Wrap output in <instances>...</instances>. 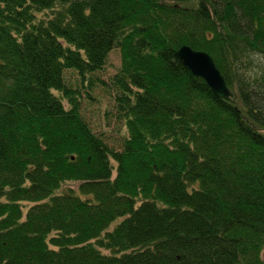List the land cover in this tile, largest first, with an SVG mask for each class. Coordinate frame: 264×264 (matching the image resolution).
Wrapping results in <instances>:
<instances>
[{
    "label": "trees",
    "instance_id": "1",
    "mask_svg": "<svg viewBox=\"0 0 264 264\" xmlns=\"http://www.w3.org/2000/svg\"><path fill=\"white\" fill-rule=\"evenodd\" d=\"M113 48L117 149L64 75ZM0 264H264V0H0Z\"/></svg>",
    "mask_w": 264,
    "mask_h": 264
},
{
    "label": "rangeland",
    "instance_id": "2",
    "mask_svg": "<svg viewBox=\"0 0 264 264\" xmlns=\"http://www.w3.org/2000/svg\"><path fill=\"white\" fill-rule=\"evenodd\" d=\"M118 67L119 53L116 48H113L107 53L101 69L91 75L90 86L82 85L75 71L68 69L64 72L67 84L78 88V92H81L80 107L83 118L94 132L102 131L105 141L114 149H117L120 145L119 136L122 128L119 131L117 130L119 123L112 116L113 92L109 88L108 81ZM86 90L90 92L91 99L86 98ZM70 187L75 188V185L71 184Z\"/></svg>",
    "mask_w": 264,
    "mask_h": 264
},
{
    "label": "water",
    "instance_id": "3",
    "mask_svg": "<svg viewBox=\"0 0 264 264\" xmlns=\"http://www.w3.org/2000/svg\"><path fill=\"white\" fill-rule=\"evenodd\" d=\"M176 55L189 72L200 77L206 83L214 96L223 99L232 96L222 74L216 68L211 56L205 51L195 50L183 44L177 48Z\"/></svg>",
    "mask_w": 264,
    "mask_h": 264
}]
</instances>
